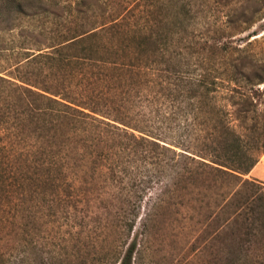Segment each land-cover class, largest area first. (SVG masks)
Here are the masks:
<instances>
[{
    "label": "trees",
    "instance_id": "1",
    "mask_svg": "<svg viewBox=\"0 0 264 264\" xmlns=\"http://www.w3.org/2000/svg\"><path fill=\"white\" fill-rule=\"evenodd\" d=\"M41 4L42 0H0L1 223L14 225L44 212L58 222L56 216L67 212L66 201L74 195L71 183L78 182L81 168H88L92 182L115 184L129 201L149 195L152 185L160 186L156 199L184 198L187 185L209 181L207 190L227 188L219 195L226 201L223 208L232 205L233 197L245 196L254 220L264 225V186L248 177L259 161L256 142H246L221 120L210 98L203 103L198 97L203 85L201 95L208 99L222 78L215 71H210L208 83L183 75L182 61L202 42L189 39L191 9L180 7L172 22L159 20V10L149 4L137 18L135 12H119L85 30L76 22L84 10L67 8L59 14ZM42 16L59 20L56 29L39 32L53 33L49 50L22 47L34 31L21 21ZM15 31L18 49L14 39L2 41L3 34ZM159 78L186 83V90L176 92L186 106H176L175 113L207 114L208 131L203 138L194 137L200 155L160 144L154 133L160 127L152 115L142 120L128 115V107L136 106L131 98H138L145 84L156 86ZM245 78L250 82L251 76ZM138 108L140 112L143 107ZM130 122L143 127H131ZM190 143L185 137L180 145L187 148ZM126 218L123 226L130 233L134 223ZM28 225L32 221L24 227ZM132 251L130 247L120 264H130ZM20 260L28 264L26 258ZM0 264H10L4 253Z\"/></svg>",
    "mask_w": 264,
    "mask_h": 264
},
{
    "label": "rangeland",
    "instance_id": "2",
    "mask_svg": "<svg viewBox=\"0 0 264 264\" xmlns=\"http://www.w3.org/2000/svg\"><path fill=\"white\" fill-rule=\"evenodd\" d=\"M149 4L164 21L173 22L175 11L183 5L193 11L189 39L202 42L193 56L182 61L183 75L208 83L210 71H215L222 78L208 99L201 95L204 86L199 87V100L208 103L210 98L221 120L246 142H256L260 160L264 156V0H42L41 5L59 14L67 8L84 10L76 22L87 30L119 12H135L137 18ZM25 21L20 25L34 33L22 47L48 51L53 33L41 36L39 32L56 29L59 20L42 16ZM16 33L3 34L2 41L14 39L18 49ZM246 76H251L250 82ZM174 79L159 78L156 86L145 84L140 96L131 98L136 106L128 107V115L133 120L152 115L160 127L154 130L160 144L200 155L194 137L203 138L208 131L207 114L182 117L175 113L176 106H186L176 92L187 88L185 82ZM138 104L143 107L140 112ZM185 137L191 141L187 148L180 145ZM90 171L81 168L78 182L71 183L74 195L66 201L67 212L56 216L58 222L46 212L14 225L0 222V253L10 264L22 263L21 258L28 264H120L130 247V264H264V225L254 220L245 196L233 197L232 205L223 208L226 201L219 195L227 188L207 190L204 186L209 181L199 180L187 185L189 194L184 198L163 195V200L156 199L160 186L152 185L149 195L129 201L115 184L92 182ZM125 218L134 223L130 233L123 226ZM30 221L32 225L24 227Z\"/></svg>",
    "mask_w": 264,
    "mask_h": 264
},
{
    "label": "crops",
    "instance_id": "3",
    "mask_svg": "<svg viewBox=\"0 0 264 264\" xmlns=\"http://www.w3.org/2000/svg\"><path fill=\"white\" fill-rule=\"evenodd\" d=\"M248 177L257 180L264 185V156L252 168Z\"/></svg>",
    "mask_w": 264,
    "mask_h": 264
}]
</instances>
